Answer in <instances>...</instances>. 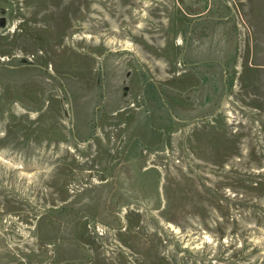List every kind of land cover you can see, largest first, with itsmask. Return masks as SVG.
<instances>
[{
	"label": "rangeland",
	"instance_id": "rangeland-1",
	"mask_svg": "<svg viewBox=\"0 0 264 264\" xmlns=\"http://www.w3.org/2000/svg\"><path fill=\"white\" fill-rule=\"evenodd\" d=\"M0 264H264V0H0Z\"/></svg>",
	"mask_w": 264,
	"mask_h": 264
}]
</instances>
